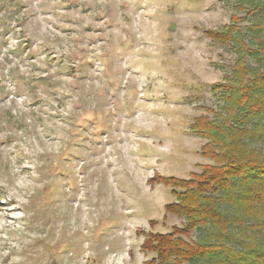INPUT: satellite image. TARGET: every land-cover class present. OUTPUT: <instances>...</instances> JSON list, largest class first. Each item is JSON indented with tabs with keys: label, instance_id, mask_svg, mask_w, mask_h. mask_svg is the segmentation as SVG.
Returning a JSON list of instances; mask_svg holds the SVG:
<instances>
[{
	"label": "rangeland",
	"instance_id": "374dc122",
	"mask_svg": "<svg viewBox=\"0 0 264 264\" xmlns=\"http://www.w3.org/2000/svg\"><path fill=\"white\" fill-rule=\"evenodd\" d=\"M234 5L0 0V264L154 257L143 231L184 217L164 210L175 196L150 178L213 163L189 126L221 103L210 86L236 55L204 30L243 15Z\"/></svg>",
	"mask_w": 264,
	"mask_h": 264
},
{
	"label": "trees",
	"instance_id": "16d2710c",
	"mask_svg": "<svg viewBox=\"0 0 264 264\" xmlns=\"http://www.w3.org/2000/svg\"><path fill=\"white\" fill-rule=\"evenodd\" d=\"M234 7L243 15L204 30L236 55L228 76L210 86L221 103L216 111L205 107L213 117L201 114L189 126L207 140L200 154L213 163L188 178L152 175L151 183L175 196L164 210L184 223L166 233L143 231L141 249L155 254L144 264H264V0H235ZM197 230L204 234L188 240Z\"/></svg>",
	"mask_w": 264,
	"mask_h": 264
}]
</instances>
